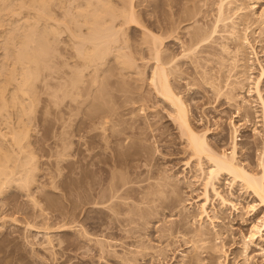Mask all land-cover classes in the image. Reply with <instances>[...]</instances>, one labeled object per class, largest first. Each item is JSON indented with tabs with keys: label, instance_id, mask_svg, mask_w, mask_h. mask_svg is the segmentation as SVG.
Segmentation results:
<instances>
[{
	"label": "rangeland",
	"instance_id": "obj_1",
	"mask_svg": "<svg viewBox=\"0 0 264 264\" xmlns=\"http://www.w3.org/2000/svg\"><path fill=\"white\" fill-rule=\"evenodd\" d=\"M9 1L11 6L19 5L15 4L14 0H12L13 4ZM45 1L50 3L48 5L55 14V16L52 14L51 23H55V19H57L56 22L59 20L61 24L59 29L61 28L62 31L60 29L61 32H58L59 39L55 35L57 37L55 39L58 40L52 41L51 37H54V34L47 32L48 29L44 28L45 21L41 19L44 22L39 24H44L41 28L38 24V31H43L42 36H40V31L35 33H39V36L38 34L37 36L32 35L38 43L42 40L44 42L46 38H49L48 42L51 40L50 48H48L47 41H45L46 46L41 43L43 47H40L41 44L37 45L34 39V44L32 43L29 50L38 54L39 50L41 53L44 51L45 46L48 48V56L44 58L43 54L39 59L41 67L38 68V72L39 70L40 72L35 74L36 80L32 78L33 90L29 88L34 106L29 111V105L32 103L27 99V110L32 112L30 114L28 112V118L25 119V116L23 118L24 122L27 121L29 132L27 141L25 139L23 141L32 144L30 145L33 152L30 153L32 157L26 158L20 154L21 152L16 151L17 156L22 155L20 158L16 157L19 158L18 160L23 158V164L29 161L34 163L35 167L28 164L30 168L32 167L28 175L33 177L31 185L29 184L30 188L26 186L29 189L25 187L22 190L19 186L16 188L15 186L20 183L17 182L15 185V182L13 181V184L11 181L12 184L8 182L9 185H6V183V187H3L4 190L0 192V264H264V222L262 221L264 204L260 203V200L241 180H233L229 174L222 173L218 186L222 196L231 203L224 206L221 199L211 191L206 212H203V215L200 214L203 210L200 209L199 204L205 201L202 198L201 183L205 177L204 173L208 172L212 165L206 157L199 161L197 156L191 154L190 148L187 149L186 136L172 118L176 115L175 110L173 111L174 107L157 97V91L151 84L156 62L152 57L153 53L148 48L151 46L152 35L164 39L173 38L164 42L162 46L165 56L172 53L177 58H175L177 70L174 69L173 72L169 70V79L173 83L171 85L175 93L180 95L189 107L194 128L199 132L208 130V141L219 153L231 155L232 142L235 138L238 144L237 161L241 162L240 164H243L247 170L261 174L263 173L260 161L264 145V112L262 103L254 92V84L261 70L258 61H261L264 67V0H234L229 4L232 5L229 6L230 8L228 0H224V3L227 2L224 4L225 14L223 16L224 18L226 16V21L221 20L220 22L217 20L220 16L219 7L223 0H134L135 18L138 20V23L133 21L134 24L124 22L126 17L124 15L128 13L120 12L123 7L124 9L129 7L127 0L101 1L104 3L111 1L110 3H113L114 7L116 5L115 8L118 9V11L116 9L117 13L115 12L114 18L112 14L110 15L112 19L109 15L105 16L109 18L107 20L112 26L109 23L106 24L108 27L104 28V31L108 33L112 29V34H115L114 37L117 38H115L117 48L125 45L124 50L121 49L124 55L121 57H124L130 64V68L122 72L123 75L118 74L117 71L107 70V68L104 72L106 75L102 74L103 77L111 78L112 76V81L109 84L107 81V86L104 85V88L108 87L106 91L112 92L107 95L113 100L105 99L102 105L106 106L105 103H108L105 107L106 115L112 113L109 117L113 120L111 119L110 122L117 124L116 129L117 126L119 128L117 138L119 139L112 137L110 124H107V126L110 125L108 126L110 130H106L107 133L101 129L100 131L101 127L95 128V126L98 127L97 121L90 123L89 126H84V123L80 125L82 117H86L83 113L86 112L84 109L89 111L91 107L88 109L84 106L79 113H77V108L72 107L74 109L70 110L71 112L80 114L74 113L76 117L73 113L70 114L68 108L63 112L55 108L52 95L58 87L56 85L62 80L57 72L60 69H67L62 68V64L68 61L70 55L76 53L75 47L78 48L80 42L78 39H84L80 33L81 30L84 35L88 33L87 27L81 26L78 22L79 18H76L78 10L75 5L79 0ZM101 2H99L100 6ZM27 3L33 4V0L27 1L26 6ZM11 6V12L18 10L23 15L19 16L17 15L19 13L16 14L15 11L14 15L9 10L8 14L4 12L5 17L0 13V18L5 19L3 26H0V28L3 27L2 30H5L3 32L0 30V67L3 66L4 68L1 69L6 72L10 67L8 71L13 70L12 67L16 63L14 56L16 54L18 59L17 55L21 52L17 47L23 44V37L26 38V35L31 33L27 30L30 29V24L29 26L24 25L25 19L27 21L30 19L29 22L31 21L32 24L33 19L30 17L36 14L35 9L33 13L30 12L32 10L30 5L27 6V8L30 6L29 10L25 7V10L21 12L20 5L15 6L14 10V6L13 8ZM22 11H27V15L30 13L29 19L25 17L26 12ZM10 13L14 15V18L9 15ZM118 13L122 16H118ZM72 17L77 20L76 25L75 21L72 23L74 19ZM228 18L230 20L233 18L237 29L240 30L238 33L243 35L247 30L245 33L251 38L258 59L254 57L251 48L242 50L247 60L243 58L245 57L244 52L242 54L240 51L241 53L238 52L239 55H237L238 48L236 49V44L231 39L232 33L229 31L232 28ZM35 20L37 18L33 20L34 26ZM109 20L113 21V24ZM15 22L17 25L13 24ZM10 23L17 29L22 25L20 29L24 28L26 31L21 32L20 29L16 31ZM67 24L75 33H71ZM214 28L216 32L212 34ZM20 32L23 33L21 38ZM24 33H26L25 36ZM46 33H49L47 36L50 33L52 36L47 37ZM200 34L201 38L209 36L207 43L192 55L185 52L194 40L201 39ZM38 37L46 38H41L39 42ZM74 43H78L77 46H74ZM225 44L228 45L230 53H224L222 50ZM23 47L21 48L25 51ZM110 57L106 67L112 69L116 64V58L115 56ZM70 59L74 60L71 57ZM68 62L70 66L73 65L70 60ZM26 63L23 64L29 66L30 70L37 71L33 60ZM19 65L15 66L16 69L28 68L24 67L25 65L21 68ZM16 71L21 75L23 70L21 74L18 70ZM1 72L3 73V70ZM6 72L4 73L8 75L9 73ZM2 73H0V79L2 75L4 79L2 78L0 82H5L7 77ZM25 73L23 72L22 75ZM33 74L31 72L30 75ZM19 81L22 80L19 79ZM227 84H231L234 92H228L225 87ZM260 88L264 101V77L261 79ZM108 107L113 110L116 108L114 112H107ZM140 107L142 110L139 109ZM4 113L3 117L6 115ZM12 115L15 120L22 117L15 118L19 115L18 113ZM6 117L8 116L4 119L7 121ZM2 119L0 118V127H2L0 130L8 132V137L9 131L12 132L15 128L12 126H10L12 130L5 128L6 121ZM9 120L11 119L9 118L7 122H10ZM15 122L11 124L15 126ZM70 124L72 125L69 126ZM235 126L237 132L234 129ZM77 127L81 128L80 134L74 131ZM120 128H123L122 131ZM84 134L93 136L85 145L83 142L87 136ZM61 145L69 146L66 153L74 154L61 156ZM14 148L15 152L19 147ZM25 151L29 154L30 150ZM118 153H123V155H116ZM202 160L200 168L197 162H202ZM20 162L14 164L19 171H22L26 167L21 163L24 168L20 170V166L17 167ZM25 171L23 172L26 174ZM120 172L125 174L121 179H128L129 183L126 182V187L125 185L122 188L119 187L118 194L108 200L109 203H101L103 200L101 197L105 198L104 195L110 192L112 183H118V180L119 183L122 182L119 176L115 177ZM25 174L22 173L21 176ZM29 176L28 179H30ZM113 177L115 180H112ZM168 181H170L169 184ZM19 182L24 185L22 181ZM126 188H130V191L125 192ZM176 191L179 193H176L177 198ZM112 202L115 205L120 203L117 205L119 208ZM254 224L259 228L253 230ZM200 226L208 229L206 236L209 239L205 236L203 238L205 240L201 238L200 241L197 235ZM47 234L52 239L51 243L47 240L49 238ZM195 247L200 255L195 252ZM196 257H200L199 261Z\"/></svg>",
	"mask_w": 264,
	"mask_h": 264
},
{
	"label": "bare ground",
	"instance_id": "obj_2",
	"mask_svg": "<svg viewBox=\"0 0 264 264\" xmlns=\"http://www.w3.org/2000/svg\"><path fill=\"white\" fill-rule=\"evenodd\" d=\"M8 1L9 0H0V13L2 14V16L3 15H5L4 14V12H11V10H10V6L11 5H9V3H8ZM12 1V0H11ZM11 1H9V2H11ZM17 1V2H16ZM28 2H30L31 0H27ZM26 1V2H27ZM61 1V0H60ZM101 1H105V0H79V2L78 3H76V10H78V12H76L77 13V15H76V18L78 19L79 18V20H78V22H79V24L82 26H86L87 27V33L88 34H86V35H84V34H82V30H81V35L84 37V39H82V40H79L78 39V41H80L79 42V47L77 48V47H75L77 50H76V53H74L72 56L70 55L69 56V58H68V61L70 60L71 61V64H73V65H69L70 64V62H68V61H64L63 62V64H62V62H59V63H61L62 64V68H67L66 70L65 69H63V70H61L60 69V71H58L59 69H57V73H59V75H60V78L62 79V80H60V78L59 77H56L57 79L59 78V83H58V85H56V86H58L57 88H56V91L53 93V104L55 105V108L57 109V111L59 110V111H62L63 112V110H65L66 108H68L69 109V111L70 110H73L72 109V107H75V108H77L78 109V111H77V109H76V111H77V113H79V112H81L82 111V107H84V106H86V108L88 107V109L91 107V109L88 111L87 109H84V110H86V112L84 111L83 113L85 114V116L86 117H82V119H81V122H80V125H81V123L84 125V126H89V124L90 123H93V122H95L96 123V121H97V123H98V127H96L95 126V128H99V127H101V128H99V130L101 129V130H103L104 131V133L106 132V130H110L111 129V135H112V137H116V139H119V138H117V136H118V126H117V129H116V123L115 122H113V123H115V124H112L110 121H111V119L113 120V118H110L111 116L110 115H112V113L109 115V113H108V115H106L107 113H106V111H105V107L107 106V104L105 103V105L106 106H103L104 104L102 103V101L104 100L105 101V99H109L110 97H108V95H107V93L109 94V93H112V92H107L108 90H107V88L108 87H105L104 88V85L105 86H107L106 85V82L109 84V82L110 81H112V76H111V78L110 77H103V73L105 72V71H107V70H113V71H117V73L119 74V73H124V71L126 72L127 70L126 69H129L130 68V64H128L127 62H126V59L124 58V57H121V56H124L123 55V51H121V49L123 48V46H125V45H123L122 46V48H117L116 47V43H115V41H116V37H114V35L115 34H112L113 32L111 31L112 29H111V24H110V22H108V20H107V18H105V16H110L111 14H112V17L114 18L115 16H116V9L117 8H115L116 7V5H115V7H114V5H113V3H110L111 1H107V3H104V2H101ZM128 1V5H129V7L127 8L126 6V8L127 9H124V7L121 9L122 11H120L121 13L122 12H124V13H128L127 15H124V13H123V15L124 16H126L125 17V19H127V16H128V19L125 21V19H124V22H127L128 24H129V22H133L134 21V23H138V20H136L137 18H135L136 16H135V9H134V7H135V5L133 4L134 3V0H127ZM232 1V2H231ZM14 2H15V4L16 3H18L19 5H20V12H21V10H25V7L27 8V6L28 5H30V6H32L31 8H32V10H30V12H32L33 13V10L35 9V11H34V13L36 12V14H35V16H33V17H35V18H37V20H35V26H34V22H33V20L35 19V18H33L32 16L30 17V16H28L27 15V11H22L23 13H25L26 12V18H28L29 19V17L31 18V19H33L32 20V24H33V26H32V24H31V21L29 22V20L27 21V19H25V24L24 25H26V26H29V24H30V29L28 28H26V26H25V28L29 31V32H31V33H28V35H26L27 37L26 38H24L23 37V33H21V32H24V31H26V30H24V28L23 29H20V26H22V25H20L19 26V28L18 29H20L19 31H21L20 32V38L21 37H23V44H24V41H25V46L26 47H23L24 45L23 44H20L21 46L20 47H17V48H20V53L19 52H17V53H19L17 56H18V59H17V57H16V54H15V58H14V60L16 61V63L19 65V64H21V65H19L21 68H22V65L24 66L25 64H23L24 62L26 63L27 61H31V60H33V62H34V64L36 65V67H34V68H36L35 70H37L36 72L35 71H33V69H29V66H27V65H25L24 67H28V68H25V69H16V67H17V64L15 63V65H14V62H13V67H15V68H13L12 67V69L13 70H11V71H8V70H10L11 69V67H10V69H8L7 70V72L9 73L8 75H6L4 72H6V71H4V69H1L3 66H1L0 67V70L2 71L3 70V73L5 74V77H7V78H5V82H2V84H0V115H1V119L3 118L4 119V117L5 116H8V117H6V119L8 118H10L11 120H9L10 122H7L8 121V119H7V121L5 122V124L4 123H2V124H4V126H5V128H7L8 127V130H9V128H10V130H12V128H15V129H13L12 130V132L11 131H9V133L10 134H12V135H10V134H8L9 136L7 137V133L6 132H1V130H0V137H2V138H0V140H2V142H0L1 144V146H0V192H2V190H4V188L6 187V185H9L8 184V182L10 183V185L13 183L14 184V182H15V185L17 184V182L18 183H20V185L18 184L17 186H15L16 188L19 186V188H25L26 186H28L29 188H30V186H29V184L31 185V181H33L31 178H33V177H30L29 175H28V172L31 170V168L33 167H35V165H34V163L32 164L31 162H27L26 161V164H23V158L22 159H20L22 162H20V160H18L19 158H20V156L22 157V155L23 156H26V158L27 157H32V155H30V153H33L32 152V150L30 149V145H32V144H30V142H25V141H23V139H25L26 141H27V138L29 137V132H28V127H27V125H26V122L27 121H25L24 122V120L26 119V118H28V112L30 111V110H32V106H34L33 105V103H34V100L32 101L31 99V96L32 95H30V93L31 92H29V88H31L32 90H33V88H32V85H31V81H33V80H36V75L40 72V70H39V72H38V68H40L41 66H39V64L41 65V62H40V60L39 59H41V56L44 54V56H42V57H47L48 55H47V52H48V48H50V42H51V40L48 42L47 41V39H49V38H46V37H44V38H46V40L45 41H47V47L48 48H46L45 46H46V42L44 41V42H42L43 40L42 39H44L43 37H38L39 39H38V41L40 42V40H42L40 43H38V42H36L37 41V39H35V35L37 36V34H38V36L42 33L43 34V31L41 30H39L40 31V34L39 33H37V34H35L36 33V31L37 32H39L38 31V29H39V25L42 23V21L45 23H43L44 24V28L46 29H48L47 30V32L49 31V32H51L52 34H54V37L51 35V33H50V35L53 37H51V39H53L52 41H56V40H58L59 39V36H58V32L60 31V29H59V25L61 26V24L59 23V20H58V22H56L57 21V19H55L54 20V22L55 23H51V19H53V16H55V14L51 11V9L52 8H50L49 7V5H50V3H47L48 1H45V0H36V1H34L33 0V4L32 3H27V6H26V2H25V0H14ZM20 2V3H19ZM99 2H101V6H100V4H99ZM106 2V1H105ZM222 2V1H221ZM225 1L223 0V2L221 3V5H220V7H219V17H218V20H217V22H220L221 20H225V18H226V16H225V18L223 17L224 16V7H225V5L224 4H226V3H224ZM234 2V0H228V7L229 6H232V5H229V4H231V3H233ZM61 3H63L64 4V2H61ZM125 3V2H124ZM11 4H13V1H12V3ZM49 4V5H48ZM18 5V6H19ZM13 6H14V8H13ZM13 6H11L12 8H13V10L16 8V7H18L17 5H13ZM16 6V7H15ZM30 6L27 8L28 10L30 9ZM118 6V5H117ZM123 6V5H122ZM227 7V8H228ZM11 8V9H12ZM73 8H75V7H73ZM230 8V7H229ZM19 9V8H18ZM26 9V10H27ZM36 9H37V11H36ZM238 9H241V8H238ZM9 10V11H8ZM76 10H74V11H76ZM124 10V11H123ZM225 10H226V8H225ZM231 10V9H230ZM229 10V11H230ZM15 11V10H14ZM13 11V12H14ZM17 11V12H16ZM15 11V13L17 14V13H19L18 12V10H16ZM117 11H118V9H117ZM227 11H228V9H227ZM13 12H11V13H13ZM50 12H52V13H50ZM116 12V13H115ZM9 14L10 16L12 15V14ZM15 13H13L14 15H15ZM50 13V14H49ZM121 13H118L119 15L118 16H120L121 15ZM0 14V15H1ZM8 14V13H7ZM52 14H54L53 16H52ZM14 15H12V17L14 16ZM17 15H23L22 13H19V14H17ZM25 15V14H24ZM32 15V14H31ZM34 15V14H33ZM50 15V16H49ZM66 15V13L64 14V16ZM67 15H68V13H67ZM7 16V15H6ZM52 16V17H51ZM117 16V17H118ZM122 16V15H121ZM3 17H5V16H3ZM24 17V16H23ZM51 17V18H50ZM75 17V16H74ZM74 17H72V18H74ZM111 17V16H110ZM112 17H111V19H112ZM228 17V16H227ZM14 18V17H13ZM82 18V19H81ZM6 19H8L9 20V18H7L6 17ZM41 19H43L42 21H41ZM69 19L71 20V18L69 17ZM109 19V18H108ZM117 19V18H116ZM5 20V19H4ZM3 19H2V17L0 18V26L2 25L3 26V21H4ZM14 20V19H13ZM227 20H230L229 18L227 19ZM231 20H233V18L231 19ZM231 20L229 21L230 23H231V28L232 29H230V31H229V33H232V35H231V39H232V41L236 44V49L238 48V50H237V52H236V50L234 51V52H236L237 53V55H239V53H241L242 52V50H246L247 48H251L252 49V53H253V55H254V57H256L257 59H258V54H257V52L255 51V46L253 45V43H252V41L250 40L251 38H249V36L244 32V34L242 35V33H238V30L239 29H237V25H236V23L234 22V20L231 22ZM75 21V25H76V22H77V20L74 18L73 20H72V23ZM109 21H111V20H109ZM135 21H137V22H135ZM226 21V20H225ZM9 22V21H8ZM26 22H28V23H26ZM41 22V23H40ZM77 22V23H78ZM112 22V24H113V21H111ZM124 22H122V24L124 23ZM2 23V24H1ZM40 23V24H39ZM108 23L111 25L110 26V31L108 32V33H106L104 30L105 29H107V27L108 26H106V24L108 25ZM134 23H132V24H134ZM6 24H7V21H6ZM6 24H5V22H4V25L6 26ZM10 24H12V23H10ZM13 24H16V22L15 23H13ZM12 24V25H13ZM21 24V23H20ZM39 24V25H38ZM42 24V25H43ZM229 24V23H228ZM17 25V24H16ZM24 25H23V27H24ZM42 25H40V28L41 27H43ZM4 26V27H5ZM14 26V25H13ZM12 26V27H13ZM103 26H106V27H103ZM217 26V25H216ZM216 26H215V28H216ZM227 26V25H226ZM229 26V25H228ZM17 27V26H16ZM67 27L69 28V29H71L72 27L70 26V25H68L67 24ZM103 27V28H102ZM2 28L3 27H1L0 28V30H2ZM13 28H15V26L13 27ZM12 28V29H13ZM22 28V27H21ZM31 28H32V30H31ZM43 28V30H45ZM82 28V27H81ZM105 28V29H104ZM115 28V27H114ZM213 29L212 30V34H215V32H216V29ZM17 28H15V30H16ZM17 29V30H18ZM116 29V28H115ZM11 30V29H10ZM9 30V31H10ZM14 30V29H13ZM16 30V31H17ZM24 30V31H23ZM31 30V31H30ZM118 30V29H117ZM120 30V29H119ZM232 30H233V32H232ZM3 31H5V30H2V32ZM7 31V30H6ZM15 31V32H16ZM27 31V32H28ZM61 31H62V29H61ZM60 31V32H61ZM114 31V30H113ZM218 31V30H217ZM240 31V30H239ZM1 32V31H0ZM8 32V31H7ZM13 32V31H12ZM26 32V33H27ZM46 32V31H45ZM70 32V31H69ZM72 32H74L75 33V31L73 30L72 31V29H71V33ZM6 33V32H5ZM26 33H24V36H25V34ZM109 33H111V34H109ZM118 33V32H117ZM2 34V33H1ZM42 34L40 35V36H42ZM47 34H49V33H46L45 34V36H47ZM60 35H61V33H59ZM4 35V34H3ZM6 35V34H5ZM32 35H34L33 37H32ZM50 35H48V36H50ZM58 36V39H55V38H57L56 36ZM121 35V34H120ZM1 36V35H0ZM7 36V35H6ZM19 36V35H18ZM44 36V35H43ZM47 36V37H48ZM70 36V35H69ZM74 36H76L75 34H74ZM119 36V35H118ZM117 36V37H118ZM82 37V38H83ZM199 37V36H198ZM13 38V37H12ZM18 38V40L19 41H21L20 40V38L19 37H17ZM33 38V39H32ZM37 38V37H36ZM71 38H72V36H71ZM116 38V39H115ZM200 38H201V34H200ZM16 39V38H15ZM25 39V40H24ZM35 39V42L37 43V45H39V44H44L45 46H44V51H45V53H43L44 51L43 50H41V51H43L42 53L40 52V50H39V52L41 53V55H40V53L38 52V54H37V50H35V52L36 53H32L31 51H29L30 50V48H31V45H32V43L34 44V42H33V40ZM55 39V40H54ZM73 39V38H72ZM173 38L171 37V38H168V39H164V38H161V37H157L156 35L155 36H153L152 35V40H151V46H149L148 48L151 50V52L153 53V58L155 59V62H156V64H155V66H154V70H153V74H152V77H151V84H152V87H154V89H156V91H157V97L158 98H160V99H163L164 101H166V103H168V104H170L171 105V107H174V109H173V111L175 110V112H176V115H175V117H173L172 116V118H174V122H176V124H177V126L180 128V130L182 131V133H183V135L184 136H186V142H187V145H188V148L187 149H189L190 148V151L192 152L191 154H193V155H195V156H197L196 158H199L198 160L199 161H201V159L203 158V157H206L208 160H209V162L211 163L210 165H212L211 166V168H210V170L208 171V172H206V173H204V175H205V177L203 178V182L201 183L202 185V189H203V199L205 200L204 202H201V204H199V207H200V209L201 210H203V211H201L202 213H200L201 215H203V212H206V205H207V202H208V200L210 199L209 198V195H210V193H211V191L212 192H214V194L216 195V196H218L220 199H221V202H222V204L225 206H227L229 203H231V201L229 202L226 198H224L223 196H222V194H221V192H220V189H219V186H218V184L220 183V179H221V177H220V175L222 174V173H225V174H229L230 176H232V178H233V180H241L243 183H244V185H246V187H248L254 194H255V196L260 200V203H263L264 204V145H263V151H262V156H261V161H260V167H261V169H262V172L263 173H261V174H256V173H254V172H251V171H249V170H247L246 169V167L243 165V164H240L241 162H238L237 161V157H236V155H237V149H238V144L235 142V138H234V142H232L233 143V149H232V152H231V155H229V154H226V153H219V152H217L216 150H214L213 149V147L210 145V143H209V141H208V138H207V131L208 130H205L204 132H199V131H197L195 128H194V126H193V124L191 123L192 121H191V118H190V110H189V107L187 106V104L182 100V98H181V96L180 95H178V94H176L175 93V90H173V88L174 87H172V85H171V83L172 82H170V79H169V70L170 71H172L173 72V70L174 69H176L177 70V64L175 63V61H176V57H175V55H173L172 53H170V54H168L167 56H165V54H164V50H163V43L164 42H166V41H169V40H172ZM199 39V38H198ZM197 39V40H198ZM209 39V36H207L206 38H201V39H199L198 41L196 40H194V43H191V46H190V48L189 49H187V50H185V52H187L188 54H191L192 55V53H195L197 50H199V48H201L205 43H207V40ZM14 40V39H13ZM18 41V42H19ZM21 42V43H22ZM11 43V42H10ZM13 43V42H12ZM17 43V42H16ZM20 43V42H19ZM150 43V42H149ZM42 44L41 45H39L40 47H43L42 46ZM75 44V43H74ZM73 44V45H74ZM78 44V43H77ZM77 44H75L74 46H77ZM23 45V46H22ZM72 45V47H74ZM126 45H128V44H126ZM38 46V47H39ZM238 46V47H237ZM4 47V46H3ZM21 47H23L24 49H25V51H23L22 50V48ZM39 47V48H40ZM130 47V46H129ZM10 48H12V47H10ZM74 48V49H75ZM125 48V47H124ZM124 48H123V50H124ZM126 48L127 49H129L127 46H126ZM244 48H246V49H244ZM3 49V48H2ZM40 49H42V48H40ZM6 50V49H5ZM16 50V49H15ZM50 50V49H49ZM222 50L224 51V53L226 52H228V50L230 51V49L228 48V45H223L222 46ZM13 51V50H12ZM18 51H19V49H18ZM23 51V52H22ZM222 51V52H223ZM241 51V52H240ZM10 52V51H9ZM239 52V53H238ZM244 52V51H243ZM243 52H242V54H243ZM12 53V52H11ZM32 53V54H31ZM152 53H151V55H152ZM187 53H185L186 55H188ZM228 53H230V52H228ZM9 54V53H8ZM76 54V55H75ZM184 54V55H185ZM4 55V54H3ZM11 55H13V54H11ZM10 55V56H11ZM35 55H39L38 57L37 56H35ZM183 55V56H184ZM190 55V56H191ZM110 56H115V58H116V60H115V58H113L116 62V64H115V66L111 69V68H108V67H106V65L108 64V61H109V59L111 58ZM244 56H245V52H244ZM5 57V56H4ZM70 57L71 58H74V63L72 62V60L70 59ZM120 57H121V59H120ZM236 57H238V56H236ZM242 57H243V55H242ZM7 58V57H6ZM57 58H58V56H57ZM122 58H124L123 60H122ZM176 58V59H175ZM243 58H245L246 59V56L245 57H243ZM59 59H60V56H59ZM11 60V59H10ZM18 60V61H17ZM25 60V61H24ZM43 60V59H42ZM66 60V59H65ZM247 60V59H246ZM24 61V62H23ZM59 61V60H58ZM111 61V60H110ZM128 61V60H127ZM23 62V63H22ZM177 62V61H176ZM243 62H245L244 61V59H243ZM253 62V61H252ZM1 63H2V61H1ZM58 63V62H57ZM65 63V64H64ZM258 63H260V67H261V70H260V73L258 74L259 76H258V78L256 77V79H255V86H254V92L256 93V95L259 97V99H260V101H261V103H262V110H263V112H264V101H263V97H262V93H261V88H260V82H261V79L264 77V67H262V65H261V61L259 62L258 61ZM26 64H28V63H26ZM61 64L59 65L60 67H61ZM8 65V64H7ZM65 67H64V66ZM5 66V65H4ZM58 66V68H60ZM67 66H69V68L67 67ZM167 66H169V67H167ZM250 66V65H249ZM19 67V68H20ZM111 67H112V65H111ZM235 67H236V65H235ZM4 68V67H3ZM31 68V67H30ZM106 68H107V70H106ZM16 70H18L19 71V73L21 72V70H23L21 73L23 74V72H26L24 75H22L21 73V75H22V77H21V75H19L18 74V72L16 71ZM25 70V71H24ZM175 70V71H176ZM251 70V69H250ZM0 71V73H2ZM27 71H29V72H27ZM61 71H63V72H65V73H61L60 74V72ZM112 71V72H113ZM6 72V73H7ZM31 72L32 73H34L32 76L30 75L31 74ZM38 72V73H37ZM2 73V74H3ZM113 73H115V72H113ZM111 74V75H114V74ZM123 73L121 74V75H123ZM19 75V78H18V75ZM36 74V75H35ZM105 74V73H104ZM117 74V75H118ZM57 75V74H56ZM106 75V74H105ZM36 76V77H35ZM122 77V76H121ZM2 78L4 79V75H2ZM0 79V80H3V79ZM32 78H33V80H32ZM35 78V79H34ZM124 78V77H123ZM19 79H21L22 81H19ZM252 79H254V77L252 78ZM57 81V80H56ZM114 81V80H113ZM252 81V80H251ZM254 81V80H253ZM0 82V83H1ZM60 82H62V83H60ZM254 83V82H253ZM116 84V83H115ZM120 84V83H119ZM173 84V83H172ZM31 85V86H30ZM231 85V84H230ZM229 84H227V86H225V87H227V90H228V92L229 93H231V91H233L234 90V88H232L231 86H230ZM115 86V85H114ZM230 87V88H229ZM111 88V87H110ZM121 88V87H120ZM118 89V88H117ZM230 89V90H229ZM107 90V91H106ZM129 90V89H128ZM110 91V90H109ZM250 91H253V89L251 90L250 89ZM249 91V92H250ZM234 92V91H233ZM254 92H252V93H254ZM114 93V92H113ZM251 93V92H250ZM125 94V93H124ZM106 96H107V98H106ZM128 96V95H127ZM127 96H125V97H127ZM128 98V97H127ZM27 99L28 100H30L31 101V105H29V108H28V105H27ZM91 99V101H89ZM92 99H96V100H92ZM135 99V98H134ZM109 100H111V99H109ZM113 100V99H112ZM111 100V101H112ZM122 100V102H123V99H121ZM107 102H110V101H108L107 100ZM245 102V101H244ZM103 104V105H102ZM110 104V103H109ZM129 105V104H128ZM104 107V108H103ZM27 108L29 109V111L27 110ZM82 108V109H81ZM101 108H103V110L101 109ZM114 108V107H113ZM116 108V107H115ZM115 108H114V110H115ZM108 109V111L107 112H110V111H112V112H114V110L112 109V108H110V107H108L107 108ZM106 109V110H107ZM112 109V110H111ZM139 109H141L142 110V108L140 107ZM79 110H81V111H79ZM141 110H140V112H141ZM66 111H67V109H66ZM5 112V113H4ZM32 112V111H31ZM31 112H29V114L31 113ZM104 112H105V114H104ZM3 113L4 114H6L4 117L2 116L3 115ZM19 114V115H16L17 117H15V118H19L20 116H22L21 117V119H18V120H15V119H13V115L12 114ZM59 113H61V112H59ZM71 113H73V115L76 117V115L75 114H77V113H75V112H71L70 111V114ZM75 113V114H74ZM136 113V112H135ZM69 114V115H70ZM84 114H82L83 116H84ZM115 115H116V112L114 113ZM119 114V113H118ZM77 115H80V114H77ZM24 116H25V119L23 120V118H24ZM71 117H72V115H70ZM69 116V117H70ZM110 116V117H109ZM112 117H114V116H112ZM117 117V116H116ZM119 118V117H118ZM2 119V120H3ZM70 119V118H69ZM77 119V118H76ZM1 120V121H2ZM12 120H13V122H12ZM16 122H15V121ZM72 120V119H71ZM75 120V119H74ZM118 120H120V119H118ZM118 120L116 121V122H118ZM77 121V120H76ZM76 121H74V122H76ZM15 122V126H13L14 124H11V123H14ZM69 122H70V120H69ZM11 125H10V124ZM122 123H123V121H122ZM99 124L101 125V126H99ZM107 124H110L111 125V127H110V125H108L109 127H110V129H108L109 127L107 126ZM121 124V123H120ZM119 124V125H120ZM72 124H70L69 126H71ZM73 125H74V123H73ZM94 125V124H93ZM96 125V124H95ZM115 125V126H114ZM124 125V124H123ZM264 125V124H263ZM10 126H12V128L10 127ZM234 126V125H233ZM17 127V128H16ZM91 127V126H90ZM127 127V126H126ZM133 127V126H132ZM132 127H130V128H132ZM2 127H0V129H1ZM115 128V129H114ZM124 128V127H123ZM123 128H120L121 129V131H122V129ZM94 129V128H93ZM234 129H235V131L237 132V129H236V126L234 127ZM7 129H6V131H8ZM80 130H81V128L79 129V127H77L74 131H76V133L78 134H80ZM83 130V129H82ZM100 130V131H101ZM95 131V130H94ZM99 131V132H100ZM120 131V130H119ZM124 131V130H123ZM85 132V131H84ZM93 132V131H92ZM110 132V131H109ZM88 133V132H87ZM98 133V132H97ZM107 133V132H106ZM116 133V134H115ZM120 133V132H119ZM76 134V135H77ZM109 134V133H108ZM122 134H123V132H122ZM122 134H119L120 136L122 135ZM85 135V134H84ZM89 135V134H88ZM96 135V134H95ZM104 135H106V134H104ZM103 135V136H104ZM80 136H82V135H80ZM85 136H87V134L85 135ZM85 136H83V137H85ZM93 137V136H92ZM91 136H87V137H85L84 138V142H83V144L85 145V144H88V142H89V140H90V138H92ZM105 137V136H104ZM131 137V136H130ZM7 138V139H6ZM87 138V139H86ZM83 139V138H82ZM103 139V138H102ZM29 140V139H28ZM126 140V139H125ZM8 142V143H7ZM10 142V143H9ZM25 142V143H24ZM133 142V141H132ZM24 143V144H23ZM129 143V142H128ZM10 144V145H9ZM124 144H126V143H124ZM132 144V143H131ZM16 146V148L17 147H19L18 149H16L15 150V152H14V147ZM62 146V145H61ZM69 147V146H68ZM68 147H64V146H62V150H61V156L62 155H66V156H69V155H71V154H74V153H66V152H68L67 151V148ZM123 147H125L124 145H123ZM26 148H28V149H26ZM107 148V147H106ZM20 149V150H19ZM69 149V148H68ZM19 151V153L20 154H22V155H18L19 156V158L17 159L16 157H18L17 156V154L18 153H16V151ZM25 150H30V151H28L29 152V154H28V156H27V154H26V151ZM124 151V150H123ZM120 152H122V151H120ZM15 153H16V155H15ZM24 153V154H23ZM59 153V152H58ZM26 154V155H25ZM120 154V156H121V154L123 155V153H118V154H116V155H119ZM120 158V157H119ZM118 158V159H119ZM205 158V159H206ZM24 159H25V157H24ZM197 160V161H198ZM16 162V164L18 163V162H20L18 165H17V167H19L20 166V170H22L23 168H24V166L26 167L25 169H27V167H29L28 169H27V171H25V169H23L22 171H19V169H17L15 166V163ZM33 162V161H32ZM188 162H190V161H188ZM208 162V163H209ZM24 165L23 167H22V164ZM30 163V166H32L31 168H30V166L28 165ZM199 165H200V163H203V160H202V162H197ZM32 164V165H31ZM119 164V163H118ZM198 165V166H199ZM200 168H201V165H200ZM16 170V171H15ZM18 170V171H17ZM203 170H205L204 168H203ZM23 171H25V172H27L26 174L23 172ZM25 174L24 176H21V174ZM119 173V172H118ZM118 173L116 174V176L115 177H117L118 178V176H119V178H120V180L122 181H120L121 183H119V180L117 181V179H116V181L118 182V183H112V181L110 182V183H112V188H110V192L112 193V194H110V192L108 193L107 191V193L110 195H104L105 196V198H106V196H108V198H104L103 196L101 197L102 199V202L101 203H103V204H105V202H110V201H108V200H111V198L113 197L114 198V196H116L117 194H118V192H119V187H123L124 185H125V187H126V184L127 183H129V182H127L128 181V179H121L122 177H123V175H125V174H123V173H121L120 172V174L118 175ZM113 174V173H112ZM114 174V175H115ZM113 175V176H114ZM122 175V176H121ZM18 176H21V177H18ZM28 176H29V178L30 179H28ZM16 177V178H15ZM124 178H125V176H124ZM167 178V177H166ZM17 180H19V181H22L23 183H24V185H22V183L21 182H19V181H17ZM112 180H115L114 179V177H113V179ZM171 180V179H170ZM11 181H12V183H11ZM14 181V182H13ZM28 181H29V183H28ZM114 182V181H113ZM127 182V183H126ZM169 182L170 181H168V184H169ZM7 183V184H6ZM167 183V182H166ZM6 184V185H5ZM167 184V185H168ZM5 185V186H4ZM23 187H22V186ZM152 185V184H151ZM156 185H157V183H156ZM150 186V185H149ZM154 186V185H153ZM160 186V185H159ZM4 187V188H3ZM14 187V186H13ZM28 187H26L27 189H29ZM117 187H118V189H117ZM128 188V187H127ZM126 188V189H127ZM130 188H132V187H130ZM130 188L129 189H127L125 192H127L128 190L130 191ZM150 188V187H149ZM159 189H160V187H158ZM11 189H12V187H11ZM22 189V190H23ZM27 189H25V190H27ZM6 190V189H5ZM108 190V189H107ZM9 191V190H8ZM28 191H30V190H28ZM160 191V190H159ZM162 191V190H161ZM178 191V190H177ZM177 191L175 192V195H176V193H177ZM6 192V191H5ZM105 192V191H104ZM117 192V193H116ZM124 192V194H126ZM154 192V191H153ZM152 192V193H153ZM157 192V191H156ZM163 192V191H162ZM26 193H28V192H26ZM105 194V193H104ZM116 194V195H115ZM177 194H179V193H177ZM29 195V194H28ZM179 196V195H178ZM110 197V198H109ZM174 197V196H173ZM176 198H177V195H176ZM33 199H34V196H33ZM105 199V200H104ZM154 199V198H153ZM175 199V198H174ZM95 202V201H94ZM100 202H99V204H101ZM112 203H114V202H112ZM111 203V207H112V209H113V204ZM117 203V202H116ZM95 204V203H94ZM98 204V203H97ZM119 205H120V203H118ZM118 204H116L115 205V203H114V205L115 206H117ZM232 204H233V202H232ZM235 205V204H234ZM114 206V207H115ZM231 206V205H230ZM118 207V206H117ZM198 207V208H199ZM119 208V207H118ZM117 209V208H116ZM194 217H196V216H194ZM194 219V218H193ZM201 219V218H200ZM263 222H264V218H263V220H262ZM30 226V225H29ZM30 227H32V226H30ZM201 227V228H200ZM199 228H198V230H197V235L199 236V238H200V241H201V238L203 239V238H205V236L208 234L207 233V230L208 229H205V228H203V226H200ZM197 228V227H196ZM207 228V227H206ZM259 227H258V225H256V224H254L253 226H252V229L253 230H256V229H258ZM196 233H194V235H195ZM210 235V234H209ZM204 236V237H203ZM49 237V238H48ZM47 240H48V242L49 243H51L52 242V239L50 238V235L48 236V234H47ZM198 239V238H197ZM206 239H209L208 238V236H206ZM203 240H205V239H203ZM202 240V241H203ZM207 242L209 241V240H206ZM204 242V241H203ZM195 252H197L198 250L196 249V247H195ZM196 254V253H195ZM199 253L197 252V255H198ZM193 255V254H192ZM192 255H191V257H192ZM200 255V254H199ZM197 258V257H196ZM200 258V257H199ZM199 258H197L198 260L197 261H199ZM192 259H194V257H192ZM196 260V259H195ZM192 261H194V260H192ZM192 261H191V263H192ZM195 262V261H194ZM193 262V263H194ZM202 262V260L200 261V263ZM197 263V262H196Z\"/></svg>",
	"mask_w": 264,
	"mask_h": 264
}]
</instances>
